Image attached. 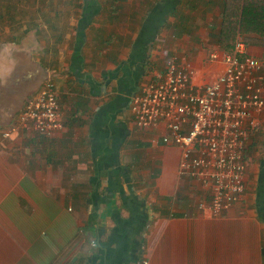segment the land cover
Listing matches in <instances>:
<instances>
[{"label":"crops","instance_id":"0c3cea01","mask_svg":"<svg viewBox=\"0 0 264 264\" xmlns=\"http://www.w3.org/2000/svg\"><path fill=\"white\" fill-rule=\"evenodd\" d=\"M147 3L0 0V264H264L257 210L264 145L248 162L242 198L212 217L199 208L208 191L178 174L180 150L156 141L164 128H139L128 108L169 54L190 59L205 78L208 51L222 49L221 10L182 5L186 20L179 26L168 17L145 73L132 53ZM248 36L246 53L264 58V37ZM48 79L64 112L62 132L13 131L25 99ZM258 120L264 127V112ZM135 198L148 215L136 263L127 254L138 231L119 228Z\"/></svg>","mask_w":264,"mask_h":264},{"label":"built area","instance_id":"2783aa9c","mask_svg":"<svg viewBox=\"0 0 264 264\" xmlns=\"http://www.w3.org/2000/svg\"><path fill=\"white\" fill-rule=\"evenodd\" d=\"M194 66L172 53L161 71L139 85L128 108L139 128H164L156 141L180 150L179 176L208 191L199 208L217 217L246 191L245 150L260 127L258 113L264 112V58L248 55L238 37L228 50L208 51L205 78L197 77ZM61 108L48 79L25 99L12 130L57 137L63 130Z\"/></svg>","mask_w":264,"mask_h":264},{"label":"trees","instance_id":"16d2710c","mask_svg":"<svg viewBox=\"0 0 264 264\" xmlns=\"http://www.w3.org/2000/svg\"><path fill=\"white\" fill-rule=\"evenodd\" d=\"M193 0H158L151 4L149 11L143 18V24L138 38L134 42L133 60H139V71L146 73L153 67L149 59V49L151 42L158 36L162 27L167 26L168 17L175 16L178 25L186 20L184 14H179L180 7L192 3ZM210 1H208L209 3ZM92 3L89 8H92ZM221 25L218 36V44L222 50H228L232 47L237 35L245 44L253 41L248 35L256 33L264 37V0H222L221 4ZM179 25V26H180ZM174 28H177L175 25ZM76 57L79 58V47H76ZM143 69V70H142ZM264 156V155H263ZM257 210L260 220L264 221V157L260 161V173L258 176L257 190ZM134 211L130 212V218L120 221V227L123 230L134 229L138 231V238L134 239V247L129 249L130 259L135 263L141 260L142 231L148 221V215L144 209L143 201L135 198L132 202ZM124 250V249H123ZM125 258V256H123Z\"/></svg>","mask_w":264,"mask_h":264},{"label":"rangeland","instance_id":"374dc122","mask_svg":"<svg viewBox=\"0 0 264 264\" xmlns=\"http://www.w3.org/2000/svg\"><path fill=\"white\" fill-rule=\"evenodd\" d=\"M145 1H146V3L148 2L147 4L149 6L153 0H145ZM64 3H65V7H67V5H69V3H71V2L67 1V4H66V2H64ZM192 3H195L197 7L200 6V9H204V8H209L210 7V9L213 8L215 10H221L220 7H221V4H222V0H215V2H211L210 1L209 3H208V1H205V0H196V1H192ZM211 4H213V6H210ZM166 49H167L166 47L162 48V50H164L163 53H161V49H160V51H159L160 53L158 54V57H161V56L165 57V54H166L165 50ZM162 59L163 58H161L159 60L160 64L157 67L158 69H162L163 66H164V63H163L164 59L163 60ZM254 136L255 137L253 138V140H255V138L257 136H258V138L253 143V148H249V149L247 148V150H246V159L248 160L249 163H251L249 160L252 159V156H255L258 151L261 152L262 149H263V145H264V127H259ZM262 141H263V144H262ZM255 145H257V146L255 147ZM254 159H256V158H254Z\"/></svg>","mask_w":264,"mask_h":264}]
</instances>
